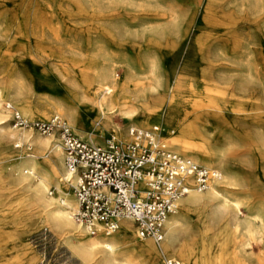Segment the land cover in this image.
<instances>
[{
  "label": "rangeland",
  "instance_id": "rangeland-1",
  "mask_svg": "<svg viewBox=\"0 0 264 264\" xmlns=\"http://www.w3.org/2000/svg\"><path fill=\"white\" fill-rule=\"evenodd\" d=\"M108 73L115 96L139 97L148 112L136 107L130 119L112 115L110 126L96 124L88 101ZM11 109L30 122L58 116L78 138L99 145L111 134L125 140L130 127H160L169 148L180 134L192 144L190 158L219 172L221 165L237 181L222 189L230 201L222 212L181 217L180 240L192 261L200 264L207 246L221 264H264V0H0V186L11 185L6 174L14 163L48 157L18 145L14 133L59 143L15 126ZM210 155L222 157L204 164ZM55 188L50 180L47 199L60 198ZM26 195L21 201L0 190V264H81L67 236ZM243 224L251 237L242 235Z\"/></svg>",
  "mask_w": 264,
  "mask_h": 264
},
{
  "label": "built area",
  "instance_id": "built-area-1",
  "mask_svg": "<svg viewBox=\"0 0 264 264\" xmlns=\"http://www.w3.org/2000/svg\"><path fill=\"white\" fill-rule=\"evenodd\" d=\"M11 112L15 126L57 138L75 201L72 219L90 237H110L119 230V221L126 219L138 239L159 243L178 201L189 190L205 192L220 178L216 170L172 151L158 126L130 127L128 142L111 134L99 145L78 138L57 116L30 122ZM158 264L178 263L165 257Z\"/></svg>",
  "mask_w": 264,
  "mask_h": 264
},
{
  "label": "bare ground",
  "instance_id": "bare-ground-1",
  "mask_svg": "<svg viewBox=\"0 0 264 264\" xmlns=\"http://www.w3.org/2000/svg\"><path fill=\"white\" fill-rule=\"evenodd\" d=\"M110 76L111 73H108L96 80L93 97L90 102L88 101L90 108L97 114L96 124H100L103 127L110 126L109 117L112 115L122 114L130 116L128 117L130 119L136 107H141L144 113L148 112V103H140L139 97H133L131 99L129 96H115L114 94L117 90V86L114 82H111V80L107 81ZM59 109H61V106ZM173 111L174 108L173 105H171L165 113L167 120ZM23 113H26V111H23ZM0 119H3V114L1 112ZM13 137L18 140V145L29 143L38 150L46 151L48 157L43 163L39 164L36 162L38 158L37 155H29L27 156V160L14 163L6 174L10 179L11 185H9V183H4L0 186V190H9L10 193L15 194L21 201H25V193L27 194L26 196H30L29 194H31L33 198L31 201L42 208L46 223H48L52 229L54 227L67 236L68 251L70 255L76 258L81 264H152L156 256L163 255V257H166L164 256L166 254L186 264H196L192 261L194 256L193 253L187 248L184 240H180L182 234H184V230L180 228L181 217L192 210L198 211L215 208L217 212L221 211V209L227 207L228 202H230L228 198L223 195L222 189L226 186H235L237 183L236 179L230 178L228 171H225L221 165L218 166L221 172L217 171L220 174V178L212 181L205 192L199 193L194 190H189L187 194L178 201L176 212L170 215L164 224L163 238L159 243L155 241L154 243L150 241L136 242L134 239L135 230L129 220L126 219H121L119 221V230L114 234L115 237L114 235L107 239H102L99 235L90 237L82 227L76 224L72 219L71 211L73 213L75 205L73 209V203L68 198L69 194H67L65 190V185H62L65 183L66 187L69 189L68 181L70 176L63 166V153L60 143L54 140L52 142L48 139L32 137L29 132L14 133ZM86 141L92 142L91 138ZM120 142H128L127 136L126 140H120ZM171 143V150L180 152L184 156L194 157L190 153L192 144L180 134L173 137ZM122 146L124 148L125 145ZM219 156L212 157L210 155L209 159L205 157L202 158L201 161L206 165H213V159L216 160L215 162L218 161L217 163H219L222 155ZM24 174L28 175L23 176ZM32 178L35 182L33 184ZM50 180L56 181L55 190L60 196L59 199L49 200L45 196V189ZM61 181L63 183H61ZM51 184L53 183L51 182ZM237 217L233 219L234 231L241 232V225ZM243 234L251 237L250 225L244 228L242 235ZM210 254V248L205 246L202 250L200 264H208V256L210 264H221V261H219L220 259L218 260L211 257ZM167 258L174 260L169 257ZM177 263L179 262L177 261Z\"/></svg>",
  "mask_w": 264,
  "mask_h": 264
},
{
  "label": "crops",
  "instance_id": "crops-1",
  "mask_svg": "<svg viewBox=\"0 0 264 264\" xmlns=\"http://www.w3.org/2000/svg\"><path fill=\"white\" fill-rule=\"evenodd\" d=\"M53 117H56V116H53ZM52 117V118H53ZM58 117V116H57ZM51 119V118H50ZM69 126V125H68ZM70 127V126H69ZM117 138H119L120 140H121V138L119 137V136H116ZM125 140H126V134H125ZM86 141V140H85ZM63 166H64V164H63ZM68 188V187H67ZM74 209V208H73ZM168 219V218H167ZM167 221V220H166ZM130 222V221H129ZM131 223V222H130ZM132 224V223H131ZM133 226V225H132ZM103 237V236H102ZM104 238H109V237H104ZM162 256V255H161ZM169 258H171V257H169ZM173 259V258H172ZM175 260V259H174ZM179 264V263H178Z\"/></svg>",
  "mask_w": 264,
  "mask_h": 264
}]
</instances>
